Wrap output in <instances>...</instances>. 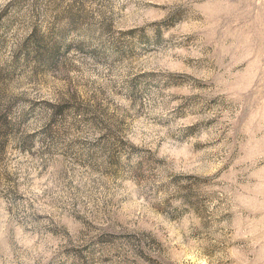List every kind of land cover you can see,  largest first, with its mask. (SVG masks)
Instances as JSON below:
<instances>
[{
  "label": "rangeland",
  "instance_id": "obj_1",
  "mask_svg": "<svg viewBox=\"0 0 264 264\" xmlns=\"http://www.w3.org/2000/svg\"><path fill=\"white\" fill-rule=\"evenodd\" d=\"M0 264H264V0H0Z\"/></svg>",
  "mask_w": 264,
  "mask_h": 264
}]
</instances>
